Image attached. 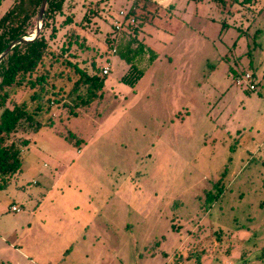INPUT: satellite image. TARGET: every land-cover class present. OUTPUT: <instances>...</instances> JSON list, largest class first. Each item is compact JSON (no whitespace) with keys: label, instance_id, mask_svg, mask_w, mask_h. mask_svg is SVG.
I'll return each instance as SVG.
<instances>
[{"label":"rangeland","instance_id":"374dc122","mask_svg":"<svg viewBox=\"0 0 264 264\" xmlns=\"http://www.w3.org/2000/svg\"><path fill=\"white\" fill-rule=\"evenodd\" d=\"M107 1L64 6L86 42L71 57L109 73L76 116L68 106L86 86L50 78L68 93L0 189V264H264V0L230 12L212 0L135 3L132 24L157 56L134 86L120 81L128 65L105 41L130 0ZM33 7L2 0L0 17L22 23Z\"/></svg>","mask_w":264,"mask_h":264},{"label":"trees","instance_id":"16d2710c","mask_svg":"<svg viewBox=\"0 0 264 264\" xmlns=\"http://www.w3.org/2000/svg\"><path fill=\"white\" fill-rule=\"evenodd\" d=\"M76 1L78 0H47L39 34L33 40L15 44L0 60V189L6 188L10 180L20 174L22 170L20 150L27 146L29 138L43 126L53 125L50 105L59 102V97L65 95L67 90L63 84L55 89L53 82H49L50 78L57 76L61 81L65 79L63 81L71 83L75 89L86 86V97L77 93L78 102H74L73 106H68L71 115L76 116L77 108L86 106L92 96H102V93L97 94V91H101L103 88L105 76L108 74L102 72L103 66L99 65L98 60L93 59L90 61V66L94 68V71L89 73L85 67L78 63V58L71 57L73 54L76 55L72 49L79 47L78 49L81 51L86 46L82 36L70 28V25L76 23L73 18L74 7L68 14L63 12L64 6L68 2L75 4ZM98 1L102 5L108 3L107 0ZM145 1L148 0H134V4ZM212 1L222 9L227 7V11L230 12L235 3H249L251 0ZM1 4L2 0H0ZM40 4L41 0H34L30 16L22 23L8 21L5 18L6 12L0 17V54L13 40L29 38L35 32L36 24L32 22V18L38 16ZM101 8H105V5ZM88 12L89 10L86 8L80 22L86 18ZM101 12L103 10L99 11V13ZM131 12L133 13L132 10H130ZM62 15L64 17L62 22L56 25V16ZM126 24L132 25L131 29L123 28V31L119 32L116 31L113 22L111 25H114V28L108 33L105 41L108 43V48L128 65V69L120 77V81L134 86L145 72L144 65L152 63L157 53L140 40L138 36L139 24ZM67 26L69 28L68 32L64 33L66 35L64 41L57 50H54L51 47V41L57 37L61 29H65ZM29 27L32 31H29ZM47 28L50 31L46 35ZM55 62L63 64L64 68L51 73L49 66ZM252 76L254 80L253 73ZM19 91H24V95L15 101L13 95ZM44 94L46 97H43ZM31 102L34 104H30ZM44 113L46 116L42 117ZM14 138L18 140L20 147L13 142Z\"/></svg>","mask_w":264,"mask_h":264},{"label":"built area","instance_id":"2783aa9c","mask_svg":"<svg viewBox=\"0 0 264 264\" xmlns=\"http://www.w3.org/2000/svg\"><path fill=\"white\" fill-rule=\"evenodd\" d=\"M134 9L133 5H129L128 7L122 8L118 11L119 14V21H115V29L120 30L122 28V23L125 21V23H134L135 18L130 14V10ZM102 72L104 74H107L109 72L108 67H103ZM244 81L247 84V89L249 91H255L256 90V83L253 80L252 73H245L244 74ZM12 210H19L15 205L11 206Z\"/></svg>","mask_w":264,"mask_h":264},{"label":"water","instance_id":"95a60500","mask_svg":"<svg viewBox=\"0 0 264 264\" xmlns=\"http://www.w3.org/2000/svg\"><path fill=\"white\" fill-rule=\"evenodd\" d=\"M46 1L47 0H41L39 12H38V22H37L35 32L32 34V36L30 38H20V39H16L10 42L7 48L0 54V60L9 52L11 47L14 46L15 44L19 42H26V41L33 40L39 34L40 29L42 27V20H43L44 10L46 6Z\"/></svg>","mask_w":264,"mask_h":264},{"label":"crops","instance_id":"0c3cea01","mask_svg":"<svg viewBox=\"0 0 264 264\" xmlns=\"http://www.w3.org/2000/svg\"><path fill=\"white\" fill-rule=\"evenodd\" d=\"M154 2H160V3H163L164 5H166L167 3H169V1L168 0H154ZM129 5H134V0H130L129 1V3H128V5H127V7L129 6ZM125 8V7H124ZM122 9V8H121ZM119 15V14H118ZM118 18H120V17H118ZM114 22V21H113ZM109 73V72H108ZM36 183H38V182H36ZM22 185H20V187H21ZM40 192V191H39ZM40 194H43V196H45V193L44 192H40ZM43 196L41 197V198H43ZM13 205H15V204H11L10 205V207H9V209L10 210H12L11 209V206H13ZM16 206V205H15ZM17 207V206H16ZM18 209H19V207H17ZM12 211H16V212H19L20 210H12ZM31 215H33V213L31 212L30 213V216Z\"/></svg>","mask_w":264,"mask_h":264},{"label":"bare ground","instance_id":"6f19581e","mask_svg":"<svg viewBox=\"0 0 264 264\" xmlns=\"http://www.w3.org/2000/svg\"><path fill=\"white\" fill-rule=\"evenodd\" d=\"M31 36H32V34H31ZM31 36H30V37H31ZM30 37H29V38H30ZM1 62H3V61H1ZM2 68H3V67H2ZM0 70H1V69H0Z\"/></svg>","mask_w":264,"mask_h":264}]
</instances>
